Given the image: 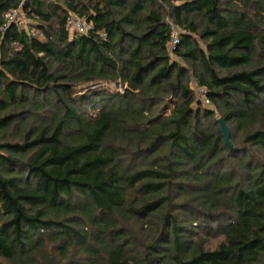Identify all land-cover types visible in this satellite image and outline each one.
I'll return each instance as SVG.
<instances>
[{
	"label": "trees",
	"instance_id": "16d2710c",
	"mask_svg": "<svg viewBox=\"0 0 264 264\" xmlns=\"http://www.w3.org/2000/svg\"><path fill=\"white\" fill-rule=\"evenodd\" d=\"M22 4L37 35L0 32V259L264 264V0H0V27Z\"/></svg>",
	"mask_w": 264,
	"mask_h": 264
},
{
	"label": "built area",
	"instance_id": "2783aa9c",
	"mask_svg": "<svg viewBox=\"0 0 264 264\" xmlns=\"http://www.w3.org/2000/svg\"><path fill=\"white\" fill-rule=\"evenodd\" d=\"M158 2L162 3V0H158ZM180 3L181 2L177 4ZM23 8L24 7L22 4L19 6V8L12 9L4 13L3 24L0 27L1 33H5L10 29L15 28L20 34H25L27 36L37 35V23L39 21L38 16L35 14L28 15ZM166 21L169 24V30L171 34V48L175 49L180 44V36L183 34V31L170 17H168ZM66 29L72 36H87L90 33L92 26L85 18H82L73 12H68L66 16ZM99 36L102 39H106L107 37L106 33L104 32L99 33ZM203 99L204 102H201L204 105L210 104L205 90L203 91Z\"/></svg>",
	"mask_w": 264,
	"mask_h": 264
},
{
	"label": "rangeland",
	"instance_id": "374dc122",
	"mask_svg": "<svg viewBox=\"0 0 264 264\" xmlns=\"http://www.w3.org/2000/svg\"><path fill=\"white\" fill-rule=\"evenodd\" d=\"M165 13H167L166 10H164ZM168 18V17H167ZM205 47V46H204ZM174 58V57H173ZM175 60L178 61L179 65L182 66V67H188V65L186 63H184L183 61L175 58ZM186 81L188 82L190 88L193 90L194 94H195V97H196V105L197 104H200L199 102L203 101L204 102V99H203V91L205 90L204 88L200 87L198 81L196 80V77L193 73V70L192 69H189L188 70V75L186 77ZM203 105V108H206V109H212L211 108V104L209 105ZM175 107V100H170L168 105H167V110L165 111L167 114H170L172 112V110L174 109ZM223 241V238L222 237H219L218 239H215L213 241H210V248L211 249H215L221 242ZM0 264H7L3 259H0Z\"/></svg>",
	"mask_w": 264,
	"mask_h": 264
},
{
	"label": "water",
	"instance_id": "95a60500",
	"mask_svg": "<svg viewBox=\"0 0 264 264\" xmlns=\"http://www.w3.org/2000/svg\"><path fill=\"white\" fill-rule=\"evenodd\" d=\"M218 123L221 127V132H222L223 137H224L225 145L229 149L234 150L235 148L233 147V145L231 143V133H230L228 126L225 124V122L222 119H219Z\"/></svg>",
	"mask_w": 264,
	"mask_h": 264
}]
</instances>
